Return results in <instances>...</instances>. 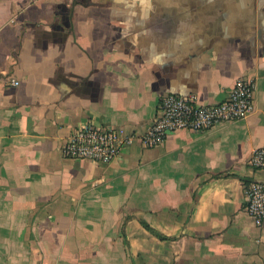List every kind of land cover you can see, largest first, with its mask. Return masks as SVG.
<instances>
[{
  "label": "crops",
  "instance_id": "0c3cea01",
  "mask_svg": "<svg viewBox=\"0 0 264 264\" xmlns=\"http://www.w3.org/2000/svg\"><path fill=\"white\" fill-rule=\"evenodd\" d=\"M241 77L248 118L140 142L165 94L219 103ZM88 122L136 140L65 158ZM258 148L264 0H0V264H264Z\"/></svg>",
  "mask_w": 264,
  "mask_h": 264
},
{
  "label": "built area",
  "instance_id": "2783aa9c",
  "mask_svg": "<svg viewBox=\"0 0 264 264\" xmlns=\"http://www.w3.org/2000/svg\"><path fill=\"white\" fill-rule=\"evenodd\" d=\"M17 85V81H12ZM256 82L241 77L228 97L219 103L202 104L197 95L165 94L161 97L157 115L148 129L139 137L146 148L160 146L168 133L177 130L208 131L222 123L246 119L255 112ZM115 128L88 122L76 128L61 151L65 158L90 160L109 164L121 156V151L135 142ZM250 164L264 168V149L254 150ZM245 209L258 226L264 224V183L250 181L246 184Z\"/></svg>",
  "mask_w": 264,
  "mask_h": 264
},
{
  "label": "trees",
  "instance_id": "16d2710c",
  "mask_svg": "<svg viewBox=\"0 0 264 264\" xmlns=\"http://www.w3.org/2000/svg\"><path fill=\"white\" fill-rule=\"evenodd\" d=\"M143 224H144L145 227H146L147 229H149L152 233L158 235V236L161 237V238L168 239V238L162 236L161 234H159L158 232H156L155 230H153V229H152V228H151L146 222H143Z\"/></svg>",
  "mask_w": 264,
  "mask_h": 264
}]
</instances>
